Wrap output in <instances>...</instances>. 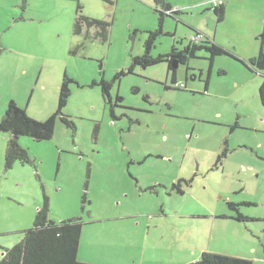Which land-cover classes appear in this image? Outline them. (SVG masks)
I'll use <instances>...</instances> for the list:
<instances>
[{
  "label": "rangeland",
  "instance_id": "374dc122",
  "mask_svg": "<svg viewBox=\"0 0 264 264\" xmlns=\"http://www.w3.org/2000/svg\"><path fill=\"white\" fill-rule=\"evenodd\" d=\"M167 1L180 11L164 18L154 55L184 48L196 30L245 59L263 40L253 27L264 0H236L230 29L212 0ZM155 7L152 0H0V120L10 99L45 120L64 74L74 80L63 108L74 127L58 117L49 139L18 136L31 163L5 167L11 133L0 131V259L34 224L44 195L50 219L83 218L81 252L93 263L187 264L203 251L248 256L253 243L262 250L264 69L223 54L211 66L200 49L176 67L185 89L163 61L114 78L144 51ZM77 10L110 22L106 39L95 29L73 34ZM101 78L113 80L111 103L93 83ZM180 178L191 180L183 193L172 187ZM229 201L250 220L233 219Z\"/></svg>",
  "mask_w": 264,
  "mask_h": 264
},
{
  "label": "trees",
  "instance_id": "16d2710c",
  "mask_svg": "<svg viewBox=\"0 0 264 264\" xmlns=\"http://www.w3.org/2000/svg\"><path fill=\"white\" fill-rule=\"evenodd\" d=\"M155 4V11L158 14L157 26L152 30H147L148 35L145 37L143 47L144 51L138 55H131V63L126 70L116 71L114 78H121L122 75L131 73L135 67L152 66L160 62H167L168 69H172L173 83L178 89H185V82H178L176 78V67L180 63L189 62L190 58L196 57V53L200 49L208 51V57L210 65L214 61L216 55H229L237 58L247 68L252 71L264 69V50L260 49V52L256 56H251L248 59L239 58L234 52L228 48H224L214 42L209 35L202 33L199 30L193 32V36L200 34L201 37L194 40L193 36L190 37L188 44L181 49H178L175 44H172L169 52L152 54L155 47L156 40L160 34L164 32L162 23L164 18L169 15H176L180 10L174 8L167 0H152ZM214 13L217 16L218 21L223 18V3L213 5ZM111 23L105 19L90 18V16L76 12V17L73 20V34H83V28H85V34H88V29H95V36L106 39ZM79 43V46H82ZM177 64V66L175 65ZM262 81L258 86L259 100L264 107V73ZM73 81V77L68 74H64L61 79L60 92H58L57 107L55 110L45 119H37L30 116L24 107H21L15 100L10 99L5 107V112L0 120V131L10 132L11 135L7 139V146L4 154L5 167H12L16 161L21 163H31V159L27 153V148L23 147L18 142V136L27 135L36 140L49 139L54 134V127L56 118H60L61 121L70 126L73 125V121L63 112V108L66 107L69 94L71 93L69 83ZM112 81L106 79H99L93 81V83L99 85L103 92V97L111 103L112 96ZM209 81H206V88ZM117 103L120 102L122 97L119 94H115ZM111 115L115 116L111 110ZM190 184L191 180L180 178L176 183H173L172 187L178 192L183 193L182 182ZM155 185H151L148 189L152 190ZM230 208L237 210V215L233 216V219L238 221L250 220L245 213H242L238 208L239 203H233V201L227 202ZM250 204L251 202L245 201ZM241 204V203H240ZM49 202L48 197L44 195L43 203L35 211L34 224L26 230H23V235L12 247L3 249V256L0 259V264H97L93 262H82L77 258L78 245L81 240L82 227L85 224L82 217H73L63 219L59 222L54 221L48 217ZM252 260L246 257H238L227 253H216V251H203L200 253L198 259L193 260L187 264H252Z\"/></svg>",
  "mask_w": 264,
  "mask_h": 264
},
{
  "label": "crops",
  "instance_id": "0c3cea01",
  "mask_svg": "<svg viewBox=\"0 0 264 264\" xmlns=\"http://www.w3.org/2000/svg\"><path fill=\"white\" fill-rule=\"evenodd\" d=\"M206 1H209V0H205V1H202L200 3H203V2H206ZM212 2H213V0L210 2L211 6H212ZM235 2H236V0H223V5H224L223 18L219 22H222L224 20L225 24L227 23L226 26H228V29H230L229 26H231L230 24H231V20H232L230 9L233 6H235ZM250 12L253 13V11H250ZM258 12H259V15H261L260 22H259L258 25L253 27L256 37L258 35L264 36V4H263V2L260 3V8H259ZM260 49L264 50V37H263V40H261V41L259 40L255 45L252 44V48H251L249 57H251V56L253 57V56L258 55L259 52H260ZM249 57H247L246 59H248ZM243 59H245V58H243ZM23 70H25V68H23ZM157 184H159V183H156V182L154 183V185H157ZM250 202L252 203V201H250ZM82 242L83 241L81 239L80 242H79V245H78L77 258L79 260H81L82 262H93L94 260H92L90 258L91 256L87 252H84L82 254V252H81L82 249H83ZM248 249H249V252L247 254L248 256H246L243 253H240V254H237V255H234V256L246 257L247 259H250V260L253 261L252 264H264V254L261 252V251H264V246H263L262 250H260L261 246L257 245L256 243H253L251 245V247H249ZM251 253H252L253 257L249 256Z\"/></svg>",
  "mask_w": 264,
  "mask_h": 264
},
{
  "label": "built area",
  "instance_id": "2783aa9c",
  "mask_svg": "<svg viewBox=\"0 0 264 264\" xmlns=\"http://www.w3.org/2000/svg\"><path fill=\"white\" fill-rule=\"evenodd\" d=\"M221 3H223V0H213V2H212L213 5H217V4H221ZM193 37H194L193 39L196 40V39L200 38L201 35L197 34V35H195Z\"/></svg>",
  "mask_w": 264,
  "mask_h": 264
},
{
  "label": "water",
  "instance_id": "95a60500",
  "mask_svg": "<svg viewBox=\"0 0 264 264\" xmlns=\"http://www.w3.org/2000/svg\"><path fill=\"white\" fill-rule=\"evenodd\" d=\"M177 66V64H175Z\"/></svg>",
  "mask_w": 264,
  "mask_h": 264
},
{
  "label": "clouds",
  "instance_id": "9594fccd",
  "mask_svg": "<svg viewBox=\"0 0 264 264\" xmlns=\"http://www.w3.org/2000/svg\"><path fill=\"white\" fill-rule=\"evenodd\" d=\"M4 254V253H3Z\"/></svg>",
  "mask_w": 264,
  "mask_h": 264
}]
</instances>
